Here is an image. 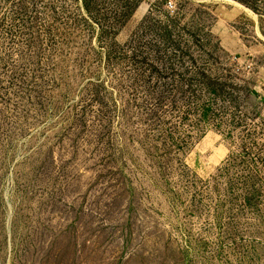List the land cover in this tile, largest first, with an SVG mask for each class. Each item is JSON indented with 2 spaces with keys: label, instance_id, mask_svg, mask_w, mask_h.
Returning a JSON list of instances; mask_svg holds the SVG:
<instances>
[{
  "label": "rangeland",
  "instance_id": "obj_1",
  "mask_svg": "<svg viewBox=\"0 0 264 264\" xmlns=\"http://www.w3.org/2000/svg\"><path fill=\"white\" fill-rule=\"evenodd\" d=\"M0 264H264V0H0Z\"/></svg>",
  "mask_w": 264,
  "mask_h": 264
},
{
  "label": "built area",
  "instance_id": "obj_2",
  "mask_svg": "<svg viewBox=\"0 0 264 264\" xmlns=\"http://www.w3.org/2000/svg\"><path fill=\"white\" fill-rule=\"evenodd\" d=\"M168 7L171 8V5L169 4Z\"/></svg>",
  "mask_w": 264,
  "mask_h": 264
}]
</instances>
